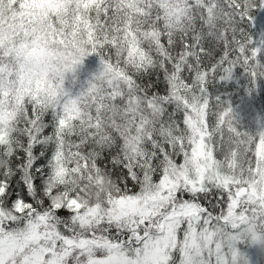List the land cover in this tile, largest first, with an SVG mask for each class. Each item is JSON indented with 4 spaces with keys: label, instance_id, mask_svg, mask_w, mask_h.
<instances>
[{
    "label": "snow or ice",
    "instance_id": "obj_1",
    "mask_svg": "<svg viewBox=\"0 0 264 264\" xmlns=\"http://www.w3.org/2000/svg\"><path fill=\"white\" fill-rule=\"evenodd\" d=\"M0 264H264V0H0Z\"/></svg>",
    "mask_w": 264,
    "mask_h": 264
}]
</instances>
